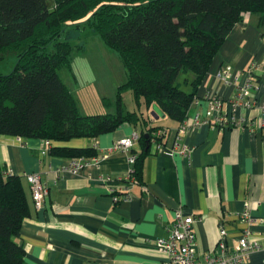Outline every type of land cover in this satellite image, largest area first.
Segmentation results:
<instances>
[{"label": "crops", "instance_id": "crops-1", "mask_svg": "<svg viewBox=\"0 0 264 264\" xmlns=\"http://www.w3.org/2000/svg\"><path fill=\"white\" fill-rule=\"evenodd\" d=\"M252 62L261 64L254 70L249 94L253 107L233 113L230 102L237 93L236 85L223 86L218 76L225 69L241 76ZM66 87L80 107L79 91ZM101 94V99L107 98ZM207 94L217 95L222 113L239 125L220 126L210 117L207 124L194 127L195 114L201 120L207 118L203 100ZM262 106L264 25L258 16L245 15L213 59L189 110L185 131L179 134L180 124L169 119L156 120L155 126L166 130L164 144L145 157L142 182L128 186L126 200L115 204L109 189L120 190L118 196L122 197L133 166L128 158L139 154L140 146L137 142L131 151L109 149L135 133L132 127L123 125L95 139L53 143V147L91 148L98 156H106L98 166L89 165L77 175L63 170L69 160L52 156L46 141L0 135V165L22 177L30 207V216L16 239L25 250L22 264H163L164 254L155 240L167 236L177 209L193 217L196 253L203 259L214 251L221 228L226 231L227 246L236 244L245 227L239 219L245 202L250 215L258 220L251 225V233L262 249L252 252L243 264H264ZM177 139L190 149L189 156L174 150ZM33 173L48 191L38 211L23 178Z\"/></svg>", "mask_w": 264, "mask_h": 264}, {"label": "trees", "instance_id": "trees-1", "mask_svg": "<svg viewBox=\"0 0 264 264\" xmlns=\"http://www.w3.org/2000/svg\"><path fill=\"white\" fill-rule=\"evenodd\" d=\"M52 3V4H51ZM0 0V62L8 52L16 62L0 73V135L50 142L62 159L97 155L91 148L52 146L72 139H95L123 125L133 128L140 152L132 176L142 182L143 162L163 146L166 130L155 126V106L165 119L181 124L213 59L245 15L264 25V0ZM85 24L118 54L126 80L118 86L115 110L82 115L58 76L70 69L80 49L61 40L65 28ZM192 76H187L188 74ZM182 87H189L185 91ZM132 95L135 109L123 102ZM107 106L109 102L103 99ZM160 119V118H159ZM0 165V264H22L16 242L30 207L21 176Z\"/></svg>", "mask_w": 264, "mask_h": 264}, {"label": "built area", "instance_id": "built-area-1", "mask_svg": "<svg viewBox=\"0 0 264 264\" xmlns=\"http://www.w3.org/2000/svg\"><path fill=\"white\" fill-rule=\"evenodd\" d=\"M261 64L252 62L250 67L243 72V74L235 75L229 69H225L218 76L220 83L223 86L230 87L236 85L237 93L234 99L230 102L231 112L235 113L237 110L249 111L253 107V102L249 98L250 89L254 85V70L258 69ZM206 105V117L201 120L198 114H195L192 118L193 126L207 124L208 119L211 117L216 124L220 126H237L234 118L229 119L225 113H222V103L219 97L215 94H207L203 98ZM264 111V106L261 107ZM187 125L186 121L180 124L178 133L181 134L185 131ZM260 128L264 129V117H261ZM138 142V136L133 133L130 137L119 140L109 150L111 151H131ZM45 145L49 147L50 142L46 141ZM175 151L184 156H189L190 149L180 144L177 139L173 145ZM136 155H130L128 158L129 164H134ZM106 158V156H94L90 159L75 158L69 160L64 166L63 170L69 172L72 175H77L84 168L89 165L98 166L100 161ZM11 174L8 170L3 173L4 175ZM23 178L26 180L30 187V194L33 206L35 210H40L43 206L44 200L48 195L47 188L43 185L38 174H24ZM124 190H121L122 197L118 196L116 188L111 187L109 193L115 204L121 200L128 198V186L134 185L136 182L132 176V171L127 175L125 179ZM249 204L244 203V210L240 214V221L245 225L242 230L241 237L236 244L232 247H228L224 237L226 231L224 228L219 230L220 239L211 254L205 255L203 259H200L196 253V238L193 231L194 219L190 215H185L181 209H177L173 212V220L171 225L167 228V236L160 237L155 240L156 248L164 254L163 264H243L249 258L252 252L262 249V245L252 238L251 225L258 220L252 217L248 210Z\"/></svg>", "mask_w": 264, "mask_h": 264}, {"label": "rangeland", "instance_id": "rangeland-1", "mask_svg": "<svg viewBox=\"0 0 264 264\" xmlns=\"http://www.w3.org/2000/svg\"><path fill=\"white\" fill-rule=\"evenodd\" d=\"M51 3V0H48ZM52 4V3H51ZM61 40L80 46L73 52L70 69L62 68L58 71L60 80L70 89L79 91L77 101L80 113L87 115H104L115 110V95L118 86L125 80V70L119 60L118 54L108 48L99 35L85 24L76 26V23L65 28ZM16 62V54L8 52L0 62V73L8 74ZM187 76H192L188 74ZM105 86V88H104ZM105 90H101V89ZM189 90V87H182ZM107 95L109 105L101 99L102 94ZM123 102L128 111L135 109L132 95L125 91Z\"/></svg>", "mask_w": 264, "mask_h": 264}, {"label": "water", "instance_id": "water-1", "mask_svg": "<svg viewBox=\"0 0 264 264\" xmlns=\"http://www.w3.org/2000/svg\"><path fill=\"white\" fill-rule=\"evenodd\" d=\"M150 115L155 119V120H158L159 118L160 119H163L164 118V115L162 113H160L158 111V109L154 106L150 112Z\"/></svg>", "mask_w": 264, "mask_h": 264}]
</instances>
